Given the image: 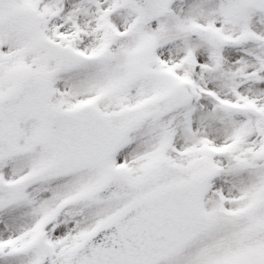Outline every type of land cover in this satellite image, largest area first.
<instances>
[{
    "label": "snow or ice",
    "instance_id": "obj_1",
    "mask_svg": "<svg viewBox=\"0 0 264 264\" xmlns=\"http://www.w3.org/2000/svg\"><path fill=\"white\" fill-rule=\"evenodd\" d=\"M0 264H264V0H0Z\"/></svg>",
    "mask_w": 264,
    "mask_h": 264
}]
</instances>
